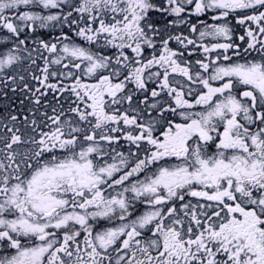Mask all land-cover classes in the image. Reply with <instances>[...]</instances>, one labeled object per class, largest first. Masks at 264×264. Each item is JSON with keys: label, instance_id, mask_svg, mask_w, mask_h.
Wrapping results in <instances>:
<instances>
[{"label": "snow or ice", "instance_id": "snow-or-ice-1", "mask_svg": "<svg viewBox=\"0 0 264 264\" xmlns=\"http://www.w3.org/2000/svg\"><path fill=\"white\" fill-rule=\"evenodd\" d=\"M0 264H264V0H0Z\"/></svg>", "mask_w": 264, "mask_h": 264}]
</instances>
